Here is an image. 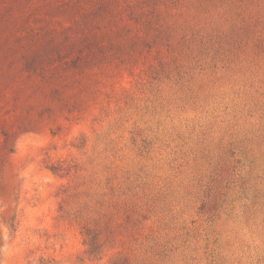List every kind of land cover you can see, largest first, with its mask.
<instances>
[{
    "label": "rangeland",
    "instance_id": "1",
    "mask_svg": "<svg viewBox=\"0 0 264 264\" xmlns=\"http://www.w3.org/2000/svg\"><path fill=\"white\" fill-rule=\"evenodd\" d=\"M0 264H264V0H0Z\"/></svg>",
    "mask_w": 264,
    "mask_h": 264
}]
</instances>
